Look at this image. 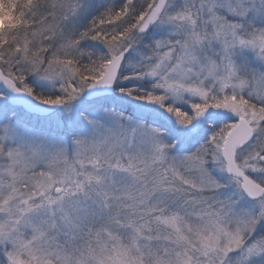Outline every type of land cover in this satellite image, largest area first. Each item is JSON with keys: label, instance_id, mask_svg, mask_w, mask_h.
<instances>
[{"label": "snow or ice", "instance_id": "1", "mask_svg": "<svg viewBox=\"0 0 264 264\" xmlns=\"http://www.w3.org/2000/svg\"><path fill=\"white\" fill-rule=\"evenodd\" d=\"M0 264H264V0H0Z\"/></svg>", "mask_w": 264, "mask_h": 264}]
</instances>
